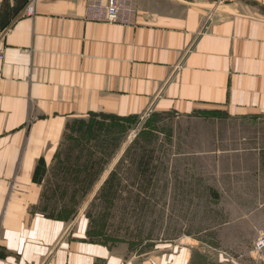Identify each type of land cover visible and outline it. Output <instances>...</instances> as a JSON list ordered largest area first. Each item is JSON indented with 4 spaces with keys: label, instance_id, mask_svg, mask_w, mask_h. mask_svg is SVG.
Listing matches in <instances>:
<instances>
[{
    "label": "crops",
    "instance_id": "1",
    "mask_svg": "<svg viewBox=\"0 0 264 264\" xmlns=\"http://www.w3.org/2000/svg\"><path fill=\"white\" fill-rule=\"evenodd\" d=\"M107 1L0 0L10 12L0 31V264H134L91 238L84 212L40 208L36 169L42 159L49 172L72 118L264 117V0H126V21L90 17L92 2ZM188 256L164 253L159 264Z\"/></svg>",
    "mask_w": 264,
    "mask_h": 264
},
{
    "label": "rangeland",
    "instance_id": "2",
    "mask_svg": "<svg viewBox=\"0 0 264 264\" xmlns=\"http://www.w3.org/2000/svg\"><path fill=\"white\" fill-rule=\"evenodd\" d=\"M210 111L98 117V145L72 134L68 148L84 147L79 172L90 156L103 168L74 209L87 215L92 239L134 264H159L176 250L188 264H264L253 249L264 233V117Z\"/></svg>",
    "mask_w": 264,
    "mask_h": 264
},
{
    "label": "trees",
    "instance_id": "3",
    "mask_svg": "<svg viewBox=\"0 0 264 264\" xmlns=\"http://www.w3.org/2000/svg\"><path fill=\"white\" fill-rule=\"evenodd\" d=\"M9 13V10L5 8L0 12V31L8 24ZM205 113L210 114L211 111H205ZM89 115L90 122L82 117L72 118L67 122L62 142L49 172L46 170H40L41 165H43V160L41 159L39 161L34 178L37 182L43 184L44 190L40 208L50 217L70 218L75 216L76 213H78L77 211H74L75 207L81 201L86 202V196L89 194L92 186L98 181L100 174L103 172V168H99L100 160L96 161L93 156H90L87 161H85L84 164L87 165L85 166L86 170L81 173L79 172L81 166L75 167L73 165V163L81 165L80 163L83 161L82 159L84 155L82 154L81 157L79 155L80 150L84 147L81 142L77 143L72 149L68 148L70 144L69 140L74 139V135L72 134H79L80 140L91 138L96 141L97 138L99 139V141L96 142L98 145L100 137L96 131L103 126V123L94 121L98 119V117H102V120L126 122L138 116L130 115L124 117L115 114L96 112H92ZM103 144L104 142H101L102 146ZM75 159H79L78 163H76ZM39 175H41V177H39ZM45 175L47 176V179L44 181ZM49 203H51L50 206ZM58 205H60L62 209H58L56 207ZM56 208L58 211H56Z\"/></svg>",
    "mask_w": 264,
    "mask_h": 264
},
{
    "label": "built area",
    "instance_id": "4",
    "mask_svg": "<svg viewBox=\"0 0 264 264\" xmlns=\"http://www.w3.org/2000/svg\"><path fill=\"white\" fill-rule=\"evenodd\" d=\"M29 11L33 7H28ZM131 7L127 5L126 0H108L106 4L92 2L88 7L90 17L99 21L120 22L128 20L125 16L126 11ZM4 57L3 49L0 48V60ZM253 249L264 260V233H260L253 241Z\"/></svg>",
    "mask_w": 264,
    "mask_h": 264
}]
</instances>
